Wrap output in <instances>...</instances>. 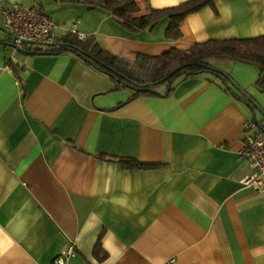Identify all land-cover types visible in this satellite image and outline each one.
Returning <instances> with one entry per match:
<instances>
[{"label":"crops","instance_id":"obj_1","mask_svg":"<svg viewBox=\"0 0 264 264\" xmlns=\"http://www.w3.org/2000/svg\"><path fill=\"white\" fill-rule=\"evenodd\" d=\"M7 1L36 4L59 35L74 27L130 65L137 54L264 35V0H212L175 40L165 37L166 17L132 32L85 3ZM183 1L135 0L133 16ZM8 41L0 24V264H50L69 244L72 264H264V193L240 181L251 171L243 125L264 127L257 67L215 66L256 101L253 112L209 74L131 99L72 54H11Z\"/></svg>","mask_w":264,"mask_h":264},{"label":"trees","instance_id":"obj_2","mask_svg":"<svg viewBox=\"0 0 264 264\" xmlns=\"http://www.w3.org/2000/svg\"><path fill=\"white\" fill-rule=\"evenodd\" d=\"M54 2L85 3L88 8L100 7L108 10L112 17L128 31L152 29L157 21L163 17L168 19L165 37L179 39L182 36L180 24L187 15L200 10L205 6H214L212 0H185L178 5L163 9L151 8L149 13L142 16H133L137 11L135 0H53ZM24 51L27 54L61 55L72 54L95 70L107 75L114 83L115 88L127 87L131 89V99L141 95L167 96L174 89V82L180 77H190L199 74H209L219 79L225 90L234 98L247 104L254 112L259 105L243 89L238 87L228 73L213 66L210 60L227 59L240 61L257 67L260 75L254 85L264 90V35L250 38H233L225 40H206L194 43L185 50L172 48L159 56L137 54L134 65L145 69L150 80L136 78L131 65L123 58L111 54L102 48L94 36H85L79 40L74 33L60 34L55 45L30 44ZM160 81V82H159ZM165 89L160 91V87ZM257 125L264 129L254 119ZM126 167L148 168L152 166L138 163L132 158L119 157L116 159ZM94 256L103 259L106 254L100 243L94 247Z\"/></svg>","mask_w":264,"mask_h":264},{"label":"built area","instance_id":"obj_3","mask_svg":"<svg viewBox=\"0 0 264 264\" xmlns=\"http://www.w3.org/2000/svg\"><path fill=\"white\" fill-rule=\"evenodd\" d=\"M0 24L9 37V50L14 54L23 45L35 42L42 45H55L59 36V25L48 15L41 12L36 4L23 6L0 0ZM79 40L85 35L74 27L70 29ZM11 61L15 59L11 57ZM241 155L246 159L250 173L241 178V182L256 191L264 193V129L254 120L243 125V147ZM73 244H69L50 264H72Z\"/></svg>","mask_w":264,"mask_h":264},{"label":"rangeland","instance_id":"obj_4","mask_svg":"<svg viewBox=\"0 0 264 264\" xmlns=\"http://www.w3.org/2000/svg\"><path fill=\"white\" fill-rule=\"evenodd\" d=\"M210 62L213 66H216L217 60L213 59V60H210ZM130 63H131V68H129V69L132 70V72L136 78H139V79L144 80V81L150 80V75L148 74V72L145 69H141L138 66L134 65L133 61H130Z\"/></svg>","mask_w":264,"mask_h":264},{"label":"water","instance_id":"obj_5","mask_svg":"<svg viewBox=\"0 0 264 264\" xmlns=\"http://www.w3.org/2000/svg\"><path fill=\"white\" fill-rule=\"evenodd\" d=\"M29 43H30V44H36L35 42H29ZM17 51L20 52V53H24L23 49H21V48H18ZM159 82H160V81H159Z\"/></svg>","mask_w":264,"mask_h":264}]
</instances>
